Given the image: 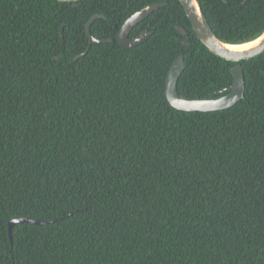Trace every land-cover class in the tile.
I'll list each match as a JSON object with an SVG mask.
<instances>
[{
    "label": "trees",
    "instance_id": "16d2710c",
    "mask_svg": "<svg viewBox=\"0 0 264 264\" xmlns=\"http://www.w3.org/2000/svg\"><path fill=\"white\" fill-rule=\"evenodd\" d=\"M197 1L224 42L264 30V0ZM178 55L179 94L231 86L179 0H0V264H264V51L217 111L169 103Z\"/></svg>",
    "mask_w": 264,
    "mask_h": 264
},
{
    "label": "water",
    "instance_id": "95a60500",
    "mask_svg": "<svg viewBox=\"0 0 264 264\" xmlns=\"http://www.w3.org/2000/svg\"><path fill=\"white\" fill-rule=\"evenodd\" d=\"M60 1L73 2L77 0ZM179 1L183 6L192 29L199 41L215 55L228 61L236 62V64L231 68L233 81L230 87L214 91L208 97L188 99L184 95L179 94L177 91V81L184 67L182 55H178L170 66L165 79V93L169 103L174 108L183 111H217L235 105L240 99H242L245 85L241 66L237 62L240 60L250 59L264 51V30L257 38L248 42L239 43L245 44L256 41L254 45L245 49H230L228 47L229 45L238 44L224 42L214 34L197 0ZM157 7V4L148 5L129 16L117 33L118 42L126 47H132L140 44L146 38L147 32L144 31L141 35L134 39L129 38V32L136 24L147 17ZM95 17H97V15L91 17L86 23V32L91 41L97 43L106 42L108 40L96 39L89 33V24ZM18 222L38 223V221L29 218L11 219L8 221L9 237H11L13 225Z\"/></svg>",
    "mask_w": 264,
    "mask_h": 264
},
{
    "label": "bare ground",
    "instance_id": "6f19581e",
    "mask_svg": "<svg viewBox=\"0 0 264 264\" xmlns=\"http://www.w3.org/2000/svg\"><path fill=\"white\" fill-rule=\"evenodd\" d=\"M255 43H256V41H253V42L245 43V44L229 45L228 47L230 49H245L247 47H250V46L254 45Z\"/></svg>",
    "mask_w": 264,
    "mask_h": 264
}]
</instances>
